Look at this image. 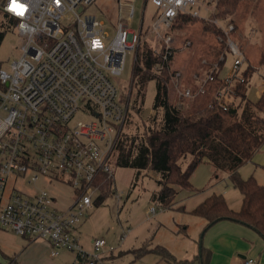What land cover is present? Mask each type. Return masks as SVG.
<instances>
[{
	"label": "built area",
	"instance_id": "built-area-1",
	"mask_svg": "<svg viewBox=\"0 0 264 264\" xmlns=\"http://www.w3.org/2000/svg\"><path fill=\"white\" fill-rule=\"evenodd\" d=\"M95 1L17 0L24 6V14L17 15L11 10L12 0H0V13L16 20L13 29L22 37L11 68L0 66V228L47 240L52 255L68 249L76 251L83 264H112L102 253L106 239L94 238L93 248L86 249L77 228L93 195L101 190L102 175H114L116 143L130 101V93L125 98L115 78L125 67L127 53L150 41L161 56L154 73L178 78L181 72L172 66L175 23L185 17L216 25L225 34L226 53L232 56L228 71L221 75L223 53L204 76L194 77L195 85L180 90L181 96L194 99L212 88L210 113L233 107L234 88L246 81L241 69L247 59L232 37L234 23H224L211 13L202 15V7L212 9L208 0H152L157 7L153 22L144 26L142 17L138 32L131 27L134 4L125 3V15L120 1V17L112 23L115 34L108 42L106 23L85 13ZM39 178L52 186L70 185L74 199L60 208L48 188L21 187ZM151 209L155 213L156 208ZM257 263L256 257L247 256L238 264Z\"/></svg>",
	"mask_w": 264,
	"mask_h": 264
},
{
	"label": "rangeland",
	"instance_id": "rangeland-1",
	"mask_svg": "<svg viewBox=\"0 0 264 264\" xmlns=\"http://www.w3.org/2000/svg\"><path fill=\"white\" fill-rule=\"evenodd\" d=\"M120 1L122 2L123 13L127 15L128 8L125 3L129 0H96L93 4L87 6L85 10V13L97 15L98 18L106 23L107 30L110 33L107 42L115 34L112 23H116L119 20ZM131 2L135 6L131 27L138 32L142 17L144 18V26L151 24L157 7L152 0H131ZM218 4V0H208L207 6L212 9L208 12L205 7H202V15L205 16L213 10L214 14L215 11L218 12L222 6ZM214 17L220 18L224 23H234L235 30L232 33V37L246 54L247 61L241 69V73H244L246 69L248 70L247 75L244 74L246 81L234 88L235 101L232 103V106L237 107L240 95L244 94L248 98L256 99L261 95L260 92L264 87V62H261L264 59V0H240L232 14L224 15L220 13L218 16L214 15ZM3 24L6 26L10 25L11 21L4 14L0 13V27ZM174 38L176 51L172 66H174L175 70H179L181 75L178 78L173 77L172 74L166 76L170 101L178 103L181 106L182 116L189 118L192 124L197 122L204 125L211 124L215 132H238L234 133V137L231 136L232 145L243 155L251 153L250 159L239 168V175L243 178L253 175L259 183L264 184V142L257 150H254L259 140L241 123L239 118L240 110H237V113L229 112V114L218 113L216 115L211 113L212 118H209L210 112L207 109V105L210 99L191 101V99L180 95V90L183 87L194 85V77L197 74L204 76L208 65L220 59L223 53H226L225 34L223 35L216 25L202 18H183L176 26ZM21 44L22 37L16 29L7 31L0 45V66L5 69L11 68L12 61L19 56ZM225 56L226 61L225 63L223 62L221 75L228 71L232 61V56L229 52ZM135 64L136 52L130 51L127 53L122 73L115 78L120 92L125 98H127L130 92L132 105L135 99L138 98L139 91L136 85H132ZM144 90L142 109L139 114L135 117L133 116L131 127L127 123L124 125L125 130L128 127L130 128L127 131L141 132L143 120H147L149 115L154 112L153 103L157 90L156 80L152 79L148 81L144 86ZM79 118L84 117L81 116ZM137 123L141 130H139ZM189 125L183 126L179 132H186ZM174 149H172L173 161L177 157ZM137 171L133 167L115 165L113 175L115 178V192L107 195L101 203L96 202V197L101 192H96L93 195V203L87 210V216L81 221L79 227V240L86 249L91 250L93 248V238L106 239L107 244L103 248L102 253L105 254L106 251L114 248V255L117 256L114 264H136L133 262L135 257H129V252L121 253L127 249V245H129L135 236L142 238L149 234L150 239L157 237L158 239L168 240L172 230H174L184 235L180 239L181 243L175 247L181 248L184 244H188L191 247L193 244V239L187 235L185 225H176L173 219L183 218L191 221L195 215L187 213L176 214L175 210L178 208L174 209L175 213L170 209H162L151 198L152 192L159 187L157 179L160 177V174L149 169L142 170L139 174ZM217 175H219V178H217ZM193 177L195 184L199 185L200 188L206 187L209 191L222 193L224 196L225 192L227 197H230L232 203L239 205L237 194L240 191L232 184L228 172L218 171L215 173V170L213 172L210 167L200 165L195 170ZM21 187L27 191L42 187L48 188L57 197V206L60 208L68 206L75 196V192L70 185L57 184L56 186H52L46 184L43 178H39L33 183H23ZM117 194H120L122 197L118 198ZM152 206L156 208V213L152 211ZM160 221H163L164 225L158 227ZM129 228L131 231L126 239L121 242L120 236L123 230L127 231ZM4 235L7 236L6 238H9L10 249L17 248V245L14 243L15 240L7 233H4ZM139 238L136 241H139ZM195 239L200 240L198 234H196ZM39 240L45 239L36 238L33 241ZM6 253L11 255V259L15 258L20 264H54L51 254H45L41 248L34 251H24L21 254L20 250L16 251V253H11L9 250ZM107 253L111 252L108 251ZM33 256L37 257L32 259ZM73 261L76 264L83 263V259L77 255L76 251L68 249H61L60 255L54 259L55 264H71ZM9 262L10 258H7L6 263Z\"/></svg>",
	"mask_w": 264,
	"mask_h": 264
},
{
	"label": "trees",
	"instance_id": "trees-1",
	"mask_svg": "<svg viewBox=\"0 0 264 264\" xmlns=\"http://www.w3.org/2000/svg\"><path fill=\"white\" fill-rule=\"evenodd\" d=\"M239 2L240 0H218V5L222 6L218 12L215 11V14L213 10L211 15L213 17L220 13L230 15L235 11ZM8 20L11 21L10 25L3 24L0 27V45L7 31L13 30V25L16 23L14 18H8ZM180 20L175 23L174 29ZM160 58L161 56L154 53L150 41H143L139 44L132 79V85L139 88L138 98L132 105L130 97L126 123L131 127L133 116L135 117L140 113L144 102V86L152 79L157 82L153 103L154 112L149 115L147 120H143L142 130L137 123L141 132L127 131L130 129L129 127L126 130L125 127L123 128L116 143L115 164L136 168L138 174L146 169L158 172L160 174L157 179L159 187L152 192L151 198L162 209L175 208L178 189L170 181L172 149L174 148L173 137L179 138L181 136L179 134L183 133L186 141L181 149L174 151V153L191 155L192 165L200 164L206 160L215 167V173L218 171L228 172L232 184L242 193V204L238 210H234L228 205L227 199L222 193L212 192L191 212L204 217L207 220V226L228 218L247 224L264 237V184L259 183L253 175L248 178L239 175V168L250 159L251 153L248 155L240 153L232 145V142L222 139L218 132L214 131L211 124L204 125L198 122L192 124L189 118L182 116L181 106L170 101L166 76L154 73L153 67ZM261 62H264V59ZM247 72L246 69L244 74L247 75ZM237 110H240L241 123L258 138L259 142L256 143L254 149L257 150L264 142V89L256 99L248 98L244 94L240 95L238 106L230 108L228 112L237 113ZM187 125L189 127H187L186 132H179L183 126ZM101 180V193L96 199L97 203H101L107 195L115 192L114 177L105 174L102 175ZM178 209L185 210L184 205L179 206ZM162 253L166 256L170 255L163 248ZM0 264H18V262L11 260L9 263H5L0 258Z\"/></svg>",
	"mask_w": 264,
	"mask_h": 264
},
{
	"label": "crops",
	"instance_id": "crops-1",
	"mask_svg": "<svg viewBox=\"0 0 264 264\" xmlns=\"http://www.w3.org/2000/svg\"><path fill=\"white\" fill-rule=\"evenodd\" d=\"M195 81L193 84L195 85ZM264 89V87H263ZM263 89L260 93H262ZM259 93V95H260ZM214 96L213 89H209V93L200 98L191 99V101H197L200 99H212ZM221 114H229V112H223ZM212 114L209 113V118H212ZM217 115V114H216ZM214 121V120H213ZM236 132H218L219 136L228 141H231V136L234 137ZM173 137L174 151L181 149L183 143L186 141L183 137V133ZM176 162L174 163L172 159V172L170 174V181L178 189V194L176 197L175 208L184 205L185 210L176 209V214L187 213L195 215L191 210L197 206L202 200H204L208 195L212 193L206 189V187L200 188L199 185L195 184L193 174L200 165H206L211 168V170L216 172L215 167L212 163L204 160L200 164L192 165L191 155H182L181 153L176 155ZM219 178V175H217ZM240 191V190H239ZM228 205L234 209L238 210L242 204V193L239 192L238 204L235 205L230 201V197L224 192ZM234 201V199H233ZM174 211V213H175ZM157 210L155 211V213ZM173 222L177 224H184L187 231V235L193 239V244L189 247L188 244H184L181 248H177L181 241V237H184L180 232L177 233L174 230L171 232V236L168 240L158 239L157 237L150 239V235H145L142 238L135 236L134 239L127 245V249L121 253L129 252V257L134 256L133 262L136 264H238L242 259L247 256L256 257L258 260L257 264H264V237L254 228L248 226L247 224L224 218L209 226H207V220L204 217L195 215L191 221L185 220L183 218H174ZM81 225V223H80ZM77 228V234L80 236L79 227ZM163 221L159 222L158 227L163 226ZM176 228V227H175ZM131 229L127 231L123 230L122 234L125 232L123 239L120 236V241L123 242L128 236ZM7 233L15 240L17 248L10 249V244L8 243L9 238L4 235ZM196 234L199 235L200 240H196ZM97 238V237H96ZM138 238L140 239L139 241ZM94 239V238H93ZM24 236H20L12 230L0 228V258L6 263L7 258L10 261H16L15 258L11 259V255L6 252L10 250L11 253H16L20 250V254L24 251H34L42 249L45 254L50 253L53 257L52 261L60 255H52L51 245L47 240L33 241ZM93 241V240H92ZM199 243H197V242ZM202 242V243H201ZM201 243V246H200ZM129 246V247H128ZM162 248L167 250L170 255L166 256L162 253ZM6 252H5V251ZM201 250V254H200ZM61 251V250H60ZM110 251L111 253H107ZM105 252L104 256L111 260L114 264V260L117 256L114 255V248H111ZM168 253V254H169ZM110 254V255H108ZM78 255V254H77ZM110 256V257H109ZM37 256H33L35 259ZM55 257V258H54ZM17 262V261H16ZM18 264H20L18 262ZM71 264H76L73 261ZM81 264H83L81 262Z\"/></svg>",
	"mask_w": 264,
	"mask_h": 264
},
{
	"label": "snow or ice",
	"instance_id": "snow-or-ice-1",
	"mask_svg": "<svg viewBox=\"0 0 264 264\" xmlns=\"http://www.w3.org/2000/svg\"><path fill=\"white\" fill-rule=\"evenodd\" d=\"M11 10L16 12L17 15L24 14V6L19 4L17 0H12Z\"/></svg>",
	"mask_w": 264,
	"mask_h": 264
},
{
	"label": "water",
	"instance_id": "water-1",
	"mask_svg": "<svg viewBox=\"0 0 264 264\" xmlns=\"http://www.w3.org/2000/svg\"><path fill=\"white\" fill-rule=\"evenodd\" d=\"M202 243V242H201ZM201 243H200V246H201ZM200 254H201V250H200Z\"/></svg>",
	"mask_w": 264,
	"mask_h": 264
}]
</instances>
